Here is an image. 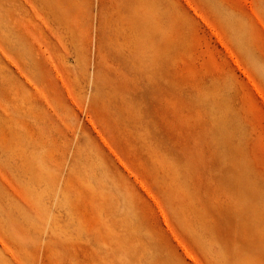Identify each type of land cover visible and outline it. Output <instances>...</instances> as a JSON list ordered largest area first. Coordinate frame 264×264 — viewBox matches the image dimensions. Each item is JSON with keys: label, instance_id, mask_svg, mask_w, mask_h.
<instances>
[{"label": "rangeland", "instance_id": "rangeland-1", "mask_svg": "<svg viewBox=\"0 0 264 264\" xmlns=\"http://www.w3.org/2000/svg\"><path fill=\"white\" fill-rule=\"evenodd\" d=\"M0 264H264V0H0Z\"/></svg>", "mask_w": 264, "mask_h": 264}]
</instances>
